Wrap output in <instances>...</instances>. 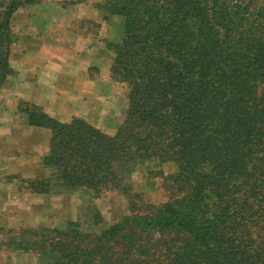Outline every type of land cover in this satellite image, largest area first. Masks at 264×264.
I'll return each instance as SVG.
<instances>
[{"label":"trees","instance_id":"trees-1","mask_svg":"<svg viewBox=\"0 0 264 264\" xmlns=\"http://www.w3.org/2000/svg\"><path fill=\"white\" fill-rule=\"evenodd\" d=\"M38 0H0V90L13 14ZM123 19L110 77L128 89L107 134L21 103L27 126L50 132L37 195L82 193L87 220L18 231L13 250L38 264H264V0H107ZM175 171L168 200L133 194L137 165ZM121 193L128 213L105 224L91 199ZM9 233H12L9 232ZM14 234V233H13Z\"/></svg>","mask_w":264,"mask_h":264},{"label":"crops","instance_id":"crops-1","mask_svg":"<svg viewBox=\"0 0 264 264\" xmlns=\"http://www.w3.org/2000/svg\"><path fill=\"white\" fill-rule=\"evenodd\" d=\"M39 1L19 8L11 18V31L16 36L9 55L13 74L7 78L0 90L2 186L10 178L28 182L41 180L47 174L43 163L38 164L40 161L35 167L32 166L30 153L35 154L37 147L44 150L43 152L47 151L50 132L27 126L25 117L19 114L21 103L32 104L52 118L69 122L76 117L73 113L74 105L80 102V106H84L85 89L89 88L85 81L75 80V71L68 70L67 62L76 61L77 56L86 52L84 35L72 41L70 28L77 22L84 23L86 19H90L93 15L92 8L90 5L77 4L68 9L66 1ZM27 8L32 10L27 11ZM35 43L39 45L35 46ZM63 59L65 60L60 64ZM74 90H81L80 94H74ZM39 137H42L41 140ZM42 196L36 197L41 198L40 201L45 200ZM0 227H5V224L0 223ZM0 264H38V258L34 254H9L0 251Z\"/></svg>","mask_w":264,"mask_h":264},{"label":"rangeland","instance_id":"rangeland-1","mask_svg":"<svg viewBox=\"0 0 264 264\" xmlns=\"http://www.w3.org/2000/svg\"><path fill=\"white\" fill-rule=\"evenodd\" d=\"M57 1H66L68 9L77 4L90 5L93 11L90 19H86L84 23L77 22L70 28L72 41L84 35L86 52L84 55L77 56L76 61L68 60V70L75 71V80L81 79L87 86L89 84V88L86 89L84 84L81 85L86 90V100L83 103L84 106H80V102L74 105L73 113L76 114L74 118L83 119L103 132L113 134L124 119L128 106V89L110 77V67L114 56L110 46L119 44L123 38V19L109 16L103 10L102 6L107 0ZM30 4L33 5V3ZM31 10L27 8V11ZM13 38L16 39L14 33ZM36 45L39 43H35ZM64 60L58 62L62 64ZM62 68L66 69L65 66ZM57 90L60 88L57 87ZM80 91L74 90V94L79 95ZM20 106V110H23L22 105ZM19 114L25 117L24 114ZM39 138L41 140L42 137ZM43 151L37 147L35 154L30 153L33 167L38 161H40L38 164L42 163L45 153ZM174 171L173 166H160L156 162L137 165L129 179L133 194L139 195L142 201L148 204L157 205L166 202L169 195L163 188V179ZM13 181L17 183L13 184ZM27 185V181H18L13 178L8 179L5 186L0 184V223L5 224V227H0L2 253L20 252L13 250L14 247L8 244L10 240L20 237L19 230L40 226L63 227L67 222L78 220L80 217H82L81 222L88 219L83 209L86 197L82 193L43 195L42 198L45 200L40 201L41 198L36 197L40 195L30 194ZM91 204L97 208L107 225L122 220L128 213L126 197L117 192L104 193L98 199H91ZM34 206L37 208L34 209ZM11 231L12 233H9Z\"/></svg>","mask_w":264,"mask_h":264}]
</instances>
